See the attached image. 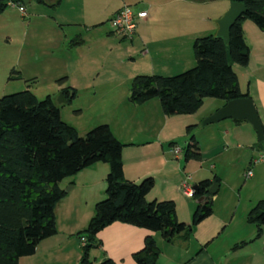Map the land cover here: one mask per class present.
Here are the masks:
<instances>
[{
    "label": "crops",
    "instance_id": "0c3cea01",
    "mask_svg": "<svg viewBox=\"0 0 264 264\" xmlns=\"http://www.w3.org/2000/svg\"><path fill=\"white\" fill-rule=\"evenodd\" d=\"M29 1L31 0H26V2ZM229 2L230 0H59L56 3V0H43L39 4L53 11L55 23L59 28L63 24H76L88 28L86 40L93 39L92 35L88 34L90 29L102 28L110 23L112 16L122 6L128 5L135 10H145L146 17L138 20L134 34L129 39L131 52L136 54V57L131 56V58H136L141 64L139 73L171 76L195 64L192 51L194 39L216 33L217 20L227 10ZM208 3L213 5L209 6ZM64 8H68V11ZM31 9L32 6H30ZM251 23L247 20L242 22V31L248 47V63L245 66L233 64L232 67L237 76L239 89L248 95L247 97L255 106L264 135V35ZM108 32L111 33V30L109 29ZM76 36L81 39V43L70 45L72 40L70 39L68 43L70 47H79L85 42L80 33ZM77 71H80L79 77L74 76L75 80L67 85L75 90V95L80 86L77 79L83 81L81 86L89 92L93 93L97 89L102 91L103 81H99V78L96 81L94 76L84 69L79 68ZM67 76L69 77V74ZM54 103L58 107L62 101ZM213 103H215L214 107L202 118H207L226 102L221 100ZM137 105L144 112H148L151 107L156 110L157 119L152 121V128L145 132L137 128L135 131H126L124 124H121L120 128L114 131L108 125L114 137L124 144L121 151L123 177L138 182L144 177L151 176L154 187H156L155 181L160 180L161 185L157 189L152 187L145 196L146 200H173L177 219L189 223L197 202L192 197L193 202L190 201L186 196H182L184 203L178 201L177 198L181 195L180 186L187 183V186L192 189L200 180L208 179L214 182L215 177H220L214 172L212 178H209L206 171L190 182L187 178L189 174L192 176L193 171L185 168L181 162L183 156L174 157L170 151L171 146H178L176 140L179 136L164 132L169 118L161 112L159 101L150 99ZM195 113L197 112L195 111L193 115ZM229 119L231 124L222 128L223 134L219 137L208 135L205 143L197 133L200 132L199 127L206 125L201 123L202 119L198 121L194 119L189 124L194 125L192 131H197L192 134L200 149L199 161L204 158L216 160L219 156L227 159L229 155L235 153V161L239 163L242 170L245 168V173L248 170L251 171L249 176L251 178L253 176L252 159L264 149V138L258 140L255 130L246 120ZM97 164L72 175L74 178L70 181L71 187L65 190L64 197L54 208L56 233L41 240L34 253L21 257L18 264H80V243L76 233L85 228L93 214L95 198L101 195L104 188L97 189L98 181L93 172L104 170L103 167L96 166ZM211 168L217 171L216 164L210 165ZM260 172H256L257 177L253 180L256 191L253 195L252 192L249 194L246 206L239 215L237 210L239 204L241 205V199L230 212L228 210L224 214L221 212L227 208V200L220 201L219 196L215 195L219 186L217 184L216 191L211 194L212 212L194 226L191 237L189 236L184 242V252L190 256L188 255V259L180 264H264V226L260 236L255 237L256 227L245 220L247 212L255 202L264 199V176L260 181ZM78 173L83 174L76 176L81 175ZM215 203L218 204V214H216ZM179 209L182 212L178 211ZM146 235L153 236L160 250L156 261V264H160L163 261L160 257L166 256L164 252L167 248L164 246L166 242L162 240L159 233L121 222H112L97 233L101 247L91 250L98 254L94 253L93 260L89 264H97L103 258V254L116 264H136L131 254L142 248ZM221 237L224 238L221 239ZM219 239L220 246L229 247L234 255L232 260L226 262L225 259H221L224 255L221 253L222 250L218 249L219 247L215 249V253L221 255L218 259L209 251V247L220 241ZM174 243L166 244L172 246ZM190 250L195 252L190 253ZM168 259L174 262L170 260V257Z\"/></svg>",
    "mask_w": 264,
    "mask_h": 264
},
{
    "label": "trees",
    "instance_id": "16d2710c",
    "mask_svg": "<svg viewBox=\"0 0 264 264\" xmlns=\"http://www.w3.org/2000/svg\"><path fill=\"white\" fill-rule=\"evenodd\" d=\"M38 3L43 0H35ZM241 2L245 10L229 29L225 43L215 35L194 39L192 51L195 64L176 75L138 74L132 77L128 100L141 104L158 99L164 115L194 113L204 98L225 102L247 97L241 92L232 64L248 63L242 22L251 21L264 35V0H230ZM59 0H56L58 3ZM4 6L0 3V9ZM81 43L80 38L70 45ZM64 77L57 80L58 83ZM69 102L75 96L70 86L61 89ZM194 125L186 127L188 139L183 148L185 161L201 159L200 149L192 134ZM107 124H99L79 137L76 129L62 121L53 98L37 99L28 90L0 97V264H18L23 256L34 253L37 244L56 233L54 208L64 197L58 183L96 163H106V197L94 204L85 228L76 233L80 243V264L91 262L92 249L100 248L97 233L112 222H121L159 233L168 244L177 239L188 240L196 224L212 212L208 188L214 182L203 179L192 189L197 202L191 221L176 217L173 200H146L152 189L151 176L138 182L123 177L121 151ZM246 222L256 227L255 237L264 226V199L249 209ZM84 237V243L80 238ZM160 250L151 235L143 246L131 254L136 264H156ZM97 264H116L103 254Z\"/></svg>",
    "mask_w": 264,
    "mask_h": 264
},
{
    "label": "rangeland",
    "instance_id": "374dc122",
    "mask_svg": "<svg viewBox=\"0 0 264 264\" xmlns=\"http://www.w3.org/2000/svg\"><path fill=\"white\" fill-rule=\"evenodd\" d=\"M17 3L24 6L25 11L23 13L18 10L17 5H4L0 9V97L28 90L37 99H43L46 95H50L54 102L58 103V100L62 98L60 95L61 89L66 87L70 81L73 82L75 80L74 76L79 77L80 71L77 70L81 68L93 75L96 81H98V78L99 81H103L104 87L102 91L97 89L92 93L81 86L82 80L77 79L80 86L77 88L76 95L69 102L59 104L58 108L62 121L73 126L79 137L84 136L87 131L99 124L110 125L114 131L119 129L121 124H124L126 131H135V128H137L145 132L150 127L152 128V121L157 119L156 110L151 107L148 112H144L138 107L139 105H135L128 100L131 77L136 74H148L138 72L142 66L136 58H131V56L136 57V54L131 52L129 39L120 38L113 32L109 33L111 24L107 23L102 28L90 29L88 34L92 35L93 39L86 40L88 28L76 24H63L59 28L55 23L53 11L44 5L35 0L25 3L19 0ZM208 4L209 6L213 5V3ZM30 6H32L31 10ZM64 10L68 11V8H64ZM77 33L83 36L85 42L79 47H70L68 45L69 40L78 37L76 36ZM62 77H64V80L58 83L57 80ZM154 100L158 102V99L154 98ZM220 101L221 99L218 98L206 97L194 115L193 113L166 115L169 119L164 132L178 135L179 138L176 143L182 149L185 146V140L188 138L186 127L194 119L195 121L202 119L200 120L202 123L204 119L202 117L214 107L215 103L213 102ZM230 124L231 121L227 118L202 125V127H199L200 132L193 130L192 133L197 132L198 137L205 143V138L208 135L219 137L223 134L222 128ZM179 154L178 156L181 158L183 150ZM181 162L186 169L193 171L192 176L189 172L187 173L189 174L187 179L190 182L206 171L209 178H212L214 172L220 177H217L219 186L215 195L219 196L220 201L227 200V208L221 211L223 214L226 210L229 212L233 210L241 199V205L239 204L237 210L239 215L246 206L249 194L252 192L253 195L256 191L253 183V180L257 177L256 172L261 171L259 174L260 181L264 176L263 161L252 163L253 176L249 178L247 172H244L245 168L242 170L239 163L235 161V153L229 155L227 159L219 156L216 160H206L204 158L202 161L193 159L185 161L182 157ZM213 164H216L217 171L215 168L210 169V165ZM96 166L104 168L103 172L100 170L93 172L95 179L98 181L97 189L101 188L100 190H102L104 188L101 195L95 198V203L106 197L105 176L108 172L106 163H98ZM106 169L107 172H105ZM78 174L81 175L76 176H82L83 173ZM73 176L63 178L58 184L66 190L71 187L70 181L74 178ZM251 179L252 185L250 186ZM160 185V180H156V187H153L157 189ZM180 191L181 195L177 198L178 201L184 203L182 196H186L192 201L191 196L183 193L182 185ZM217 209L218 204L215 203V210L217 211ZM178 211L182 212L181 209ZM216 214H218V211ZM223 238L221 237V239ZM220 244L221 240L217 241L209 247V251L218 259L221 255L215 253V249L219 247L218 249L222 250L221 253L224 255L221 256V259H225L226 262L232 260L234 255H232L229 247H221ZM164 246L167 248V251L164 250L166 256L162 255L160 257L163 260L160 264H180L190 256V254L184 252L185 243L180 239H177L172 246L166 243H164ZM194 252L195 250H190V253ZM94 253L98 254V252L91 251L90 260H93ZM169 257L174 262H170Z\"/></svg>",
    "mask_w": 264,
    "mask_h": 264
},
{
    "label": "water",
    "instance_id": "95a60500",
    "mask_svg": "<svg viewBox=\"0 0 264 264\" xmlns=\"http://www.w3.org/2000/svg\"><path fill=\"white\" fill-rule=\"evenodd\" d=\"M19 1V0H12ZM24 3L26 0H22ZM245 7L239 1H231L227 10L223 15L217 20V31L215 33L216 37L222 39L225 43L229 41V29L234 24V22L242 15ZM60 95L62 96L61 92ZM62 102H66V99L62 96ZM58 100V102H59ZM225 118H231L234 120H246L252 128L255 130L258 140L264 138L263 128L259 120L257 111L252 100L248 97L236 98L227 101L222 107L218 108L213 114L208 116L202 121V124L214 123ZM193 186L192 189H194ZM217 184L212 183L208 192L213 194L216 191ZM203 200V197L198 198L196 202Z\"/></svg>",
    "mask_w": 264,
    "mask_h": 264
},
{
    "label": "built area",
    "instance_id": "2783aa9c",
    "mask_svg": "<svg viewBox=\"0 0 264 264\" xmlns=\"http://www.w3.org/2000/svg\"><path fill=\"white\" fill-rule=\"evenodd\" d=\"M0 3L4 5H17L18 10L23 13L24 6L18 4L17 1L12 0H0ZM146 17L145 10H135L133 7L124 5L118 9L115 14L110 19L111 32L117 34L120 38L130 39L134 34L136 24L139 19H144ZM173 156H178L180 153V148L178 146H171L170 148ZM264 161V149L260 150L258 154L252 159V163ZM251 175V171H247V176ZM183 193L187 196L192 195V189H190L186 183L182 185ZM85 238H80V242L84 243Z\"/></svg>",
    "mask_w": 264,
    "mask_h": 264
}]
</instances>
